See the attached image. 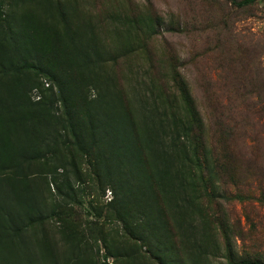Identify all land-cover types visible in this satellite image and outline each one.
I'll return each instance as SVG.
<instances>
[{
    "label": "trees",
    "instance_id": "1",
    "mask_svg": "<svg viewBox=\"0 0 264 264\" xmlns=\"http://www.w3.org/2000/svg\"><path fill=\"white\" fill-rule=\"evenodd\" d=\"M229 1L244 8L262 0ZM4 2L0 0V264H99L82 252V232L67 219L76 192L81 193L79 185L91 174L114 194L112 215L150 250L155 248L151 257L156 260L148 262L170 264L174 257L182 261L193 254L189 241L168 247L164 257L159 253L166 244L159 238L167 231L164 219L171 214L183 227L196 213L206 215L204 201L216 202L214 183L227 168L221 161L225 153L206 144L204 119L185 82H172L178 97L158 89L160 95H152L150 110L145 107L138 119L132 108L136 87L129 96L124 88L128 80L115 66L112 77H106L108 67L90 41L59 35L28 17L20 23L8 14L3 18ZM69 39L72 44L64 42ZM41 78L50 86L44 88ZM34 91H39L37 100ZM104 218L102 223L109 220ZM54 220L60 224V248L46 232ZM91 225L90 236L107 240L103 224ZM186 226L180 233L184 241L199 231L195 223ZM223 235L228 264H264L238 254ZM65 247L68 253L62 251ZM113 250L107 246L105 257H112ZM135 260L137 254L124 261Z\"/></svg>",
    "mask_w": 264,
    "mask_h": 264
},
{
    "label": "rangeland",
    "instance_id": "2",
    "mask_svg": "<svg viewBox=\"0 0 264 264\" xmlns=\"http://www.w3.org/2000/svg\"><path fill=\"white\" fill-rule=\"evenodd\" d=\"M6 14L14 22L28 17L59 35L90 41L108 67L106 77H112L115 66L128 80L129 96L136 87L132 108L138 119L145 107L150 110L158 89L178 97L172 82L181 78L204 119L206 144L225 153L221 161L227 169L214 183L216 202L204 201L206 215L196 213L180 227L181 219L167 214L166 234L159 236L166 244L159 253L164 257L168 247L189 241L194 253L182 261L174 257L170 264H228L225 232L234 251L264 262V0L244 8L229 0H5L1 15ZM70 39L64 42L72 44ZM41 83L50 86L45 78ZM38 92L32 93L34 100ZM142 100L147 104L139 105ZM85 181L67 210V219L84 237L82 252L99 264H132L124 260L134 254L133 264H155L148 262L155 259V248L112 215V191H104L92 174ZM104 216L109 220L102 223ZM95 222L105 226L107 240L90 236ZM187 222L199 231L184 241L180 236ZM59 228L57 220L46 227L58 248ZM107 246L114 249L112 257H105Z\"/></svg>",
    "mask_w": 264,
    "mask_h": 264
}]
</instances>
